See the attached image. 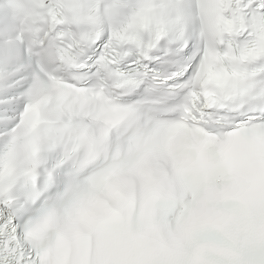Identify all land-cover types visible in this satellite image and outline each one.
<instances>
[{
	"label": "snow or ice",
	"instance_id": "snow-or-ice-1",
	"mask_svg": "<svg viewBox=\"0 0 264 264\" xmlns=\"http://www.w3.org/2000/svg\"><path fill=\"white\" fill-rule=\"evenodd\" d=\"M0 264H264V0H0Z\"/></svg>",
	"mask_w": 264,
	"mask_h": 264
}]
</instances>
